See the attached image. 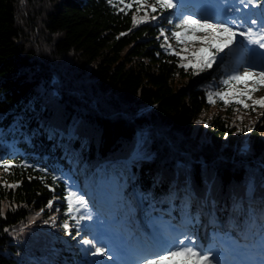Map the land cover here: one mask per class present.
I'll return each mask as SVG.
<instances>
[{
  "label": "trees",
  "instance_id": "1",
  "mask_svg": "<svg viewBox=\"0 0 264 264\" xmlns=\"http://www.w3.org/2000/svg\"><path fill=\"white\" fill-rule=\"evenodd\" d=\"M256 1L264 8V0ZM128 3L132 7L125 8ZM136 5L0 0V161L12 165L0 167V264H90L92 253L65 241L83 239L86 221L74 204L69 213L65 197L89 190L91 206L99 209L93 203L99 182L120 195L113 199V219L126 233L139 222L143 234L150 222L178 225L186 218L181 228L202 245L203 232L241 242L251 232L264 236V117L238 133L233 117L242 104L230 95L225 109L218 97L221 110L198 123L213 106L209 92L215 99L217 92L244 86L222 83L231 59L216 72L185 70L180 57L200 44L190 42L182 52L185 45L171 36L179 30L170 9L161 10L156 0H143L139 12ZM145 12L147 22L134 26L133 15ZM248 96L238 99L249 104ZM139 131L146 133L142 157L131 158ZM35 215L39 224L30 227ZM53 216L59 222L46 223ZM21 224L47 242L27 252L10 235Z\"/></svg>",
  "mask_w": 264,
  "mask_h": 264
},
{
  "label": "rangeland",
  "instance_id": "2",
  "mask_svg": "<svg viewBox=\"0 0 264 264\" xmlns=\"http://www.w3.org/2000/svg\"><path fill=\"white\" fill-rule=\"evenodd\" d=\"M173 2L175 3L176 0H173ZM246 3L247 0H184L183 6L177 4V8L167 11V13H170V18L176 19L177 21L179 18H182L183 15L187 14H194L196 18L211 17L213 18V22L216 20H227L230 23V26L231 22L234 20L238 24H243L244 29L252 27L253 32H259L260 27L264 26L263 7L260 8L256 3V0H251V3L245 6ZM185 4L189 7H193V11L185 10ZM135 7H137V5ZM177 9H179V16L177 15ZM252 20H256L257 24L252 25ZM240 41H243V37H237V43L233 46L234 54L227 56L224 54L221 56L219 55L220 58L218 62L215 66L213 65L211 70L216 72L217 67L224 64V62H226L229 58L232 62V64H227L228 66H226L229 74L243 72L245 68L250 65H255L253 68V71L255 72L264 70V56L253 55L248 51L249 49H256L257 52L264 53V49H260L258 45L248 44L247 41L239 43ZM258 79V76L250 77V82L247 83L248 89H251L253 81ZM239 90L244 91L245 85ZM248 95H253L250 96L251 98H247L249 101V104L247 105L249 107L245 108L243 105L241 106L242 108L236 107L234 113V123L237 124V127L240 130L238 133L249 132L250 128L257 122H260L261 118L264 117V115H261V113L264 112V108L253 104L254 100L264 97V85L260 87L258 91H249ZM218 97L219 96H215V99H213V106L209 109L210 111L202 114L198 121L205 123L219 110L226 108L227 104H225V107L218 106L221 109L217 107L216 99ZM238 98L239 96H236V99ZM145 135L146 133L144 131H139L137 133L134 141L135 148L132 152L133 155L131 158L139 159L142 157L141 152L138 151L140 145L145 140ZM247 141V139L243 138L240 151L245 152L248 149ZM122 159L124 158H121V162ZM128 160L124 162L126 165L130 163ZM110 166H112V164ZM124 173H122V178L118 184L124 182ZM249 185L252 187V184ZM99 186L100 187L95 191L94 200L97 202V205L102 206L101 209L96 210L91 206L89 190L79 193L78 195L83 196L85 201L84 207H81L75 202L73 203L76 205L77 209L81 210L83 215L86 216V221L84 222L85 224L83 223L85 228V231L83 232L84 238L78 240L77 238L71 236L69 239L65 240L66 242L69 241V244L73 246L82 244L81 241L84 239L92 240L93 245L82 244L84 246V251L87 249V251H85L86 254L94 252L95 247H104L107 254L105 256H89L90 264H143L144 259L154 258L157 254L172 248L173 242L179 240H183L186 246H192L189 241L193 242L196 250L209 254L212 264H264V236L262 237L261 235H257L256 232H251L250 241L247 240L243 243H240V241H236L232 238L220 237L219 234H213V239H216L218 242V245L216 246L209 243L207 233L203 232L202 235L205 238L204 240H206L203 248L202 246H199V243L194 240L193 236L186 234L183 229L174 228L173 224L170 223H164L162 227L154 229L152 228L153 223L151 222L149 224L151 228L150 233L142 234L141 229H143L144 224L139 222L138 225L132 228L133 234L131 236L126 235L125 233H122L121 228H116V224L113 220V199L115 197H120V195L116 193L115 190L105 188L101 182H99ZM251 193H253L252 190L246 192L248 195ZM35 216L37 217V215ZM39 219L40 218L38 217L36 220L35 217L31 218L30 222L33 223L30 227L38 225L39 222L37 221H39ZM206 221L209 223L213 221L214 223H217L215 220L210 218H206ZM252 221L253 219L249 221V225H252ZM56 222H59L57 216L50 217L48 220L46 219V223L48 224ZM186 222H188L187 219H182L181 224H185ZM25 225L26 224H21L17 228H14L10 232L11 238L14 241H18L27 252L35 251L37 248L40 249V246L43 245L40 241H47L42 238L40 240L38 235L35 233L29 234L28 232H30V230L26 228ZM45 237L48 241L53 239V236L46 235ZM185 237L188 239H185ZM64 238L65 236L63 237V240ZM63 240L61 241L63 242ZM40 260L43 259L40 258ZM37 263L38 262H35V264ZM167 263L173 264V262H166V264Z\"/></svg>",
  "mask_w": 264,
  "mask_h": 264
},
{
  "label": "snow or ice",
  "instance_id": "3",
  "mask_svg": "<svg viewBox=\"0 0 264 264\" xmlns=\"http://www.w3.org/2000/svg\"><path fill=\"white\" fill-rule=\"evenodd\" d=\"M111 2V0H109ZM143 0H137L136 11H141V5ZM184 0H176L174 3L173 0H156V5L159 6L161 10L177 8V4L183 6ZM251 0H247V4H250ZM156 5L151 6L153 12L156 11ZM132 7L131 3L125 4V8ZM177 15L179 16V9H177ZM148 14L145 12L144 17L137 18L136 15H133L132 22L135 26L138 23L147 22ZM152 20H155L156 17L152 16ZM169 24H173L172 20H169ZM252 25H256L257 21L252 20ZM174 29L171 32V36L177 44L185 45L181 49L182 52H189L187 45L190 42H198L200 47L191 50L189 56H181L182 61H187L186 63H181L180 67L187 70L191 67L194 71L193 74H196V71H205L212 68L213 64L216 62L219 54L224 53L225 50H229V53L234 51L233 45L237 43V37H243V41H247L248 44L258 45L260 49H264V26L260 27L259 32H253L252 27L246 29L243 28V24H238L236 21L230 23L227 20H216L213 22L211 17H201L196 18L194 14L183 15L182 18H179L178 22L174 24ZM243 29V30H241ZM197 33H204L203 35H197ZM123 35V33H122ZM161 35H164L163 30H161ZM167 37H165V44L167 45L166 50L171 48L170 44H167ZM240 41L239 43H243ZM253 55L264 56V53H259L256 49H249ZM179 55V53H173ZM222 58V57H221ZM255 65H250L245 68L243 72H236L233 75H229L227 79L223 80L224 85H229L230 82L235 81L238 84L243 83L245 85V90L240 92H217L216 96H219L220 99L224 100L225 104H228L230 101L227 99L228 96H248L249 91L255 92L259 90V86L264 84V70L259 72L253 71ZM258 76L259 79L255 80L252 84L251 89L247 87V81L250 77ZM209 103H214L212 99L213 93H208ZM248 98H251L248 96ZM238 104H242L245 108L249 107L244 103L243 99H236L235 101ZM254 105H258L261 108H264V97H260L257 100L253 101ZM254 110V109H253ZM264 115V112L261 113ZM198 123L200 121H197ZM207 126V125H205ZM0 167H3L5 171H8L12 167L10 163H4L0 161ZM53 181L57 177H52ZM9 188H16L18 184H9L6 185ZM65 199L68 201V211L69 213L73 210V203L79 204L81 207L85 206V201L83 196H77L76 193L69 191ZM52 201L48 202L47 207H51ZM0 215H3V210L0 209ZM39 215V213L37 214ZM85 216L81 215L80 219L83 220ZM90 218V217H89ZM62 227L65 231L68 230L69 225L65 222ZM8 231V229H5ZM185 239H188L185 237ZM83 245H93V241L89 239H84L81 241ZM192 246H186L183 240L174 241L173 247L167 249L165 252L157 254L154 258H148L143 260V264H166V262H173V264H212L209 254L203 253L196 250L195 244L189 241ZM87 251V249H85ZM106 250L104 247H95V251L92 252L93 256H105Z\"/></svg>",
  "mask_w": 264,
  "mask_h": 264
}]
</instances>
